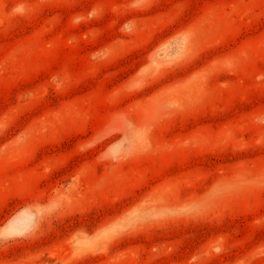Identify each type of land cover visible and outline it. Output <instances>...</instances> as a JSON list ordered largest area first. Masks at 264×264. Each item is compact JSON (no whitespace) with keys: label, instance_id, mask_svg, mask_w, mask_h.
Here are the masks:
<instances>
[{"label":"rangeland","instance_id":"obj_1","mask_svg":"<svg viewBox=\"0 0 264 264\" xmlns=\"http://www.w3.org/2000/svg\"><path fill=\"white\" fill-rule=\"evenodd\" d=\"M0 264H264V0H0Z\"/></svg>","mask_w":264,"mask_h":264}]
</instances>
